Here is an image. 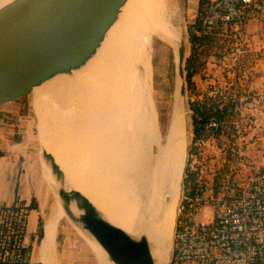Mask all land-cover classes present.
<instances>
[{"label":"bare ground","instance_id":"obj_1","mask_svg":"<svg viewBox=\"0 0 264 264\" xmlns=\"http://www.w3.org/2000/svg\"><path fill=\"white\" fill-rule=\"evenodd\" d=\"M11 1L0 0V9ZM181 25L174 21L167 0H125L96 52L80 68L62 73L69 96L62 90L61 74L54 77L53 93L63 111L73 123L75 113L86 128L80 132L82 142L54 122L66 152L58 149L55 140L46 145L54 155L62 154L60 162L71 172H65L69 182L107 219L135 238L148 237L156 264H167L172 247L180 169L184 161L186 165L187 125L185 108L177 106L175 94L169 129L164 132L160 127L152 97L150 57L159 28L167 29L174 43L161 33L159 37L178 49L183 42ZM129 70L137 77H130ZM98 116L115 122L104 128L108 141L100 137L104 125ZM39 127V136L46 139L43 119ZM100 148L110 151L113 160L99 161L93 154ZM61 210L56 203L48 225L51 235Z\"/></svg>","mask_w":264,"mask_h":264},{"label":"rangeland","instance_id":"obj_2","mask_svg":"<svg viewBox=\"0 0 264 264\" xmlns=\"http://www.w3.org/2000/svg\"><path fill=\"white\" fill-rule=\"evenodd\" d=\"M167 3L174 13V21L179 25L182 23L187 58L191 54L188 27L201 13L199 0H167ZM194 5L195 8L190 9ZM156 33L153 35V51L150 57L152 97L160 127L165 132L169 129L172 120V108L177 90L176 58L174 49L159 37L160 35L174 43L173 35L165 28H159ZM262 57H264V20L256 19L243 26H224L212 44L200 50L196 70L192 74L189 88L186 89L187 147L192 151L187 152L186 166L184 161L180 169L181 176L185 167L187 173L195 174L196 182L201 180L204 187H210L215 179L226 173L233 172L241 180H247L255 173L254 166H264V85L259 78L263 75L262 63H260ZM129 72L132 78L138 75L132 70ZM41 85H38L36 90L35 86L33 93L3 105L13 106L17 112L25 113L23 122L27 126L32 117L34 122L32 137L38 153L39 123L41 126L42 119L48 131L45 107L49 105L41 102L40 90L41 87H45ZM46 90L50 94L53 92L51 87ZM189 100L216 103L220 108L225 103L229 104V107L233 106L224 112L221 118L215 113L211 114L220 119L222 124L220 129L215 130L206 122L202 135L194 139L193 110L189 107ZM57 111L60 121L58 123L54 119L51 124L55 122L59 125V129L65 128L71 133V129H68L64 123L62 110L57 107ZM98 120L101 126L104 125L100 137L102 141H108L109 137L104 128L115 126V122L107 123L99 116ZM45 136L46 139H42L45 144L54 143L53 129ZM58 138L60 140L63 138L60 133ZM100 150L105 154V158H114L110 151L104 148ZM55 153L60 162L59 153ZM42 166L43 175H46L47 171L44 165ZM177 175L179 180V172ZM129 182L133 186L132 180L129 179ZM164 199L168 200L166 196ZM54 205L55 202L52 208ZM197 217L206 219L207 214L199 211ZM58 233L55 248L58 264H113L111 258L107 257L104 262L102 247L67 216L64 217ZM52 258L55 263L54 254Z\"/></svg>","mask_w":264,"mask_h":264},{"label":"water","instance_id":"obj_3","mask_svg":"<svg viewBox=\"0 0 264 264\" xmlns=\"http://www.w3.org/2000/svg\"><path fill=\"white\" fill-rule=\"evenodd\" d=\"M124 2L12 0L3 6L0 9V108L33 93L35 86L54 75L80 68L96 52ZM194 8L195 5L190 9ZM174 51L177 106L183 105L185 108L187 58L184 40ZM42 139L39 136V157L45 170L53 177L49 187L55 203L64 210L60 218L62 222L67 216L87 236L93 238L115 264H156L148 237L143 234L135 238L107 219L83 191L69 182L65 170ZM185 175L184 168L178 204L184 190ZM177 206L167 264L173 251Z\"/></svg>","mask_w":264,"mask_h":264},{"label":"built area","instance_id":"obj_4","mask_svg":"<svg viewBox=\"0 0 264 264\" xmlns=\"http://www.w3.org/2000/svg\"><path fill=\"white\" fill-rule=\"evenodd\" d=\"M201 17L198 34L219 25L243 26L264 20V0H206ZM207 124L215 130L222 126L215 116ZM254 168L247 180L230 172L210 187L198 180L194 195L183 192L169 264H264V166ZM199 211L207 218L198 219ZM29 216L23 201L0 206V264L28 262Z\"/></svg>","mask_w":264,"mask_h":264},{"label":"crops","instance_id":"obj_5","mask_svg":"<svg viewBox=\"0 0 264 264\" xmlns=\"http://www.w3.org/2000/svg\"><path fill=\"white\" fill-rule=\"evenodd\" d=\"M260 63H262L261 68L263 69V75L259 78L263 83L262 85H264V57H262ZM60 74L63 84L62 90L66 96H69L70 92L64 83L65 81L62 73ZM54 77L55 75L52 78L53 81L50 78L42 83L45 87H41L40 96L41 102L43 104L46 102V104L49 105V107H45L48 131L52 129L54 130V140L56 145L61 152L65 153L66 149L62 140L58 138V131L55 126L51 124L54 119H56L58 123L60 121L57 107L62 110L64 123L68 129H71V134L76 142H82L80 132L81 134L85 133L86 128L79 124L75 113L72 115L74 124L70 116L63 111L57 96L54 95L53 92L50 94V92L46 90L48 87H51L52 91H54ZM42 88H45V90H42ZM15 115H18V117ZM24 116L25 113L17 112L13 106L0 108V206L17 200L23 201L30 206L27 230L28 237L31 240L32 249L29 254V260L26 264H58L55 256V248L57 236L59 235L58 230L60 232L62 222L60 218L64 215V210H61L58 214L59 217L56 229L54 234L51 235L48 225L54 208H52V204L55 200L49 185L51 186L53 177L49 172H46L47 174L43 175L39 153L32 137V127L34 126V122L31 117L30 124L27 126L23 122ZM37 123L39 122L37 121ZM61 155L62 154L60 153V156ZM93 155L97 157L99 161L113 160V158H105V154L102 151H96ZM57 161L59 162L58 157ZM59 164L64 168L67 175H70L71 172L64 165L63 160L62 164L61 162H59ZM41 226L43 229L42 236H40ZM50 235L53 239L50 238ZM39 239L41 240L39 241ZM102 252L104 262L106 257L110 259L103 248ZM53 254L55 263L52 258ZM112 263L115 264L113 261Z\"/></svg>","mask_w":264,"mask_h":264},{"label":"trees","instance_id":"obj_6","mask_svg":"<svg viewBox=\"0 0 264 264\" xmlns=\"http://www.w3.org/2000/svg\"><path fill=\"white\" fill-rule=\"evenodd\" d=\"M206 0H199V10L202 12L203 10V4ZM202 9V10H201ZM202 29V17L201 13L197 15L194 22L190 23L188 27L189 31V40L191 42V54L187 57L186 60V89L190 86V80L192 77V74L196 70L197 67V59L200 53V50L202 51L204 46H209L212 44V42L217 38L218 34L221 32V28H223L221 25L216 27L212 32H201L198 34L196 32V29ZM233 106V105H232ZM230 106V107H232ZM189 107L193 110L192 114V121H193V130L195 137L194 139L198 138L202 135L205 129V125L209 117L212 113L217 114L219 118H221L224 115V112H227L229 107V104L225 103L220 108L219 104L213 103L210 104L209 102H199L195 100H189ZM189 151H192L191 148H189ZM196 176L193 172L187 173L184 178V191L186 193H189L191 195H194L196 193ZM42 225V224H41ZM43 235V229L41 226V232L40 236Z\"/></svg>","mask_w":264,"mask_h":264}]
</instances>
